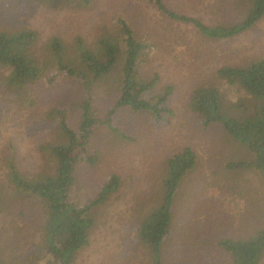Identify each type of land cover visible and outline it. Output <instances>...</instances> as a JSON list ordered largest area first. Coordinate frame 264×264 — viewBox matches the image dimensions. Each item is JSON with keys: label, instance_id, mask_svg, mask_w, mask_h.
<instances>
[{"label": "rangeland", "instance_id": "1", "mask_svg": "<svg viewBox=\"0 0 264 264\" xmlns=\"http://www.w3.org/2000/svg\"><path fill=\"white\" fill-rule=\"evenodd\" d=\"M163 2L178 15L211 26L241 20L250 5L249 0ZM0 8V32L35 31L44 55L52 37L68 50L78 41L96 47L101 37L114 32L115 19L123 18L150 44L140 75L156 81L146 95L154 103L155 96L168 90L164 105L169 112L155 117L150 112L113 107L121 78L117 66L94 81L85 76L94 87L92 105L98 123L87 148V154L96 153V159L78 164L70 189L72 201L87 209L86 218H92L89 243L78 252L75 264H150L137 231L145 214L161 204L166 157L187 146L197 151L198 158L171 204V224L162 246L164 264H230L217 241L246 237L263 227V179L255 169L227 166L232 161H250V156L222 134L221 124L202 123L190 109V95L197 86H222L215 77L220 67L245 66L264 55V15L243 33L217 39L189 22L168 17L148 0H90L86 6L0 0ZM7 8L11 10L5 13ZM8 72L0 67V80ZM58 87L62 86L54 84L42 92L31 106L29 92L9 89L0 94V247L10 253L16 248L30 258L39 249L40 211L35 202L15 196L8 170L14 167L39 179L54 174L57 160L49 147L64 140L57 111L71 112L78 102L71 90L63 95ZM230 94L222 98L223 113L230 114L227 109L237 97ZM78 115H66L74 129ZM14 227H20L21 236L8 249ZM5 255L14 264V256ZM260 264H264V254Z\"/></svg>", "mask_w": 264, "mask_h": 264}, {"label": "trees", "instance_id": "2", "mask_svg": "<svg viewBox=\"0 0 264 264\" xmlns=\"http://www.w3.org/2000/svg\"><path fill=\"white\" fill-rule=\"evenodd\" d=\"M148 1L168 17L189 22L205 36L217 39L243 33L264 15V0H249L250 5L241 20L230 25L211 26L195 17L178 15L163 0ZM45 2L86 6L90 0ZM10 10L7 8L5 13ZM114 27V32L101 37L96 47L78 41L68 50L57 37H52L45 55L37 46L35 31L0 32V67L9 71L1 77L0 94L9 89L29 92L31 106L40 100L42 92L47 93L54 84H59L62 86L56 88L59 93L64 95V91L71 90L78 101L71 112L66 108L57 111L64 140L49 147L57 160L54 174L39 179L22 174L14 167L8 170L15 196L28 202L31 200L39 208L41 219L36 230L39 249L37 256L32 258L13 249L11 241L21 236L20 227H14L8 239V249L12 248V253L8 250L5 253L0 247V264L11 263V258L5 254L14 256V264H75L78 252L89 243L92 218H86L87 209H81L70 196L78 164L92 163L96 159V153L93 156L87 154L98 119L92 105L94 87L85 79L86 75L94 81L117 66L121 78L113 107L150 112L155 117L169 112L164 105L168 90L155 96L153 103L146 93L155 85L156 78L146 80L140 75L141 62L148 54L150 44L134 33L132 25L123 18H116ZM215 77L222 86H197L190 95V109L202 118L205 125L221 124L222 134L238 143L250 156V161H232L227 166L255 169L264 184V55L245 66L224 65L215 72ZM231 92L237 97L227 109L230 114L223 113L222 98L231 97ZM20 106L22 110L26 109V106ZM72 112H79L75 129L66 121V115ZM197 155L195 149L187 146L166 157L161 204L145 214L137 231L139 243L148 251L150 264H164L162 246L171 224V204L181 180L196 164ZM217 245L229 256L230 264H260L264 254V225L246 237L221 238ZM16 253H20L19 259Z\"/></svg>", "mask_w": 264, "mask_h": 264}]
</instances>
